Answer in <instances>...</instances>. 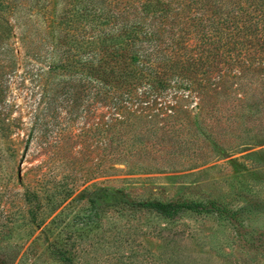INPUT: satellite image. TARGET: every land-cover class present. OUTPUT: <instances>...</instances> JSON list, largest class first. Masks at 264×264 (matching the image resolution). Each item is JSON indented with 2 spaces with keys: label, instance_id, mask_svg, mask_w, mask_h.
I'll return each mask as SVG.
<instances>
[{
  "label": "trees",
  "instance_id": "1",
  "mask_svg": "<svg viewBox=\"0 0 264 264\" xmlns=\"http://www.w3.org/2000/svg\"><path fill=\"white\" fill-rule=\"evenodd\" d=\"M34 5L48 11L43 20L50 61L43 75L57 76L44 96L73 105L61 132L68 142L84 147L88 161L97 160L103 169L116 163L148 168L158 162L148 154V144H157V130L167 134L159 142L169 156L191 145L197 154L188 159L184 153L178 159L194 165L207 160L204 151L225 150L226 138L240 131L249 140L247 148L236 151H246L240 157L251 163L263 156L254 148L264 139L254 136L264 137V122L247 121L264 112V0H36ZM57 5L59 13L54 14ZM4 52L0 48V56ZM229 100H234L231 107L222 106ZM156 104L159 108L148 115ZM78 118H85L83 125L78 126ZM87 143L102 147L97 153ZM75 158H70L72 164H77ZM68 188L64 197L71 194ZM240 190L246 202L227 209L212 201H133L113 189H83V206H71L72 198L53 203L49 224L55 233L49 251L72 264L74 231L68 229V215L72 221L96 225L106 207L147 211L160 218L162 224L148 231L158 238L181 216L211 217L230 225L244 214L252 220L264 218V180L258 188ZM148 254L152 264L183 257L179 251Z\"/></svg>",
  "mask_w": 264,
  "mask_h": 264
},
{
  "label": "rangeland",
  "instance_id": "2",
  "mask_svg": "<svg viewBox=\"0 0 264 264\" xmlns=\"http://www.w3.org/2000/svg\"><path fill=\"white\" fill-rule=\"evenodd\" d=\"M53 1L37 0L42 4ZM34 2L0 0V48L5 47V55L0 56V264H67L49 251L48 243L55 233L49 224L54 214L51 207L71 198V206L85 205L84 195L79 198L83 189H113L133 201H212L227 209L246 202L240 187L258 188L264 180V143L254 148L260 149L263 156L248 162L240 157L246 151L236 152L248 147L249 140L242 138V131L239 136L226 138L225 145L229 146L223 151L199 150L207 159L199 165L188 160L197 154L191 145L171 157L165 154L159 140L167 134L159 130L155 135L158 145L148 144V154H154L158 162L148 168L116 163L103 169L97 160L88 161L84 147L68 142L61 132L73 105L44 96L57 76L43 75L50 61L43 20L48 11ZM58 8L55 6L54 14L59 13ZM31 11L34 14L28 16ZM46 77L50 78L43 86ZM233 102L225 101L222 106L231 107ZM150 108L148 115L159 104ZM251 120L247 122L263 123L264 112ZM84 121L78 118V126ZM90 147L98 153L102 144L92 143ZM70 150L77 152L69 154ZM184 153L189 158L178 159ZM57 155H61L62 162ZM162 157L170 160L164 162ZM70 158H75L77 164H72ZM71 167L72 172L68 170ZM66 172L69 175L62 177ZM65 183L71 194L64 197ZM100 215L96 225L78 218L72 221L68 215V229L74 231L70 241L75 247L72 264H152L148 251H179L183 257L169 264H264V254H260L264 251L262 217L252 220L244 214L237 221L231 220L230 225L211 217L194 220L181 216L176 226L165 228L158 238L148 231L162 220L147 211L106 207Z\"/></svg>",
  "mask_w": 264,
  "mask_h": 264
}]
</instances>
